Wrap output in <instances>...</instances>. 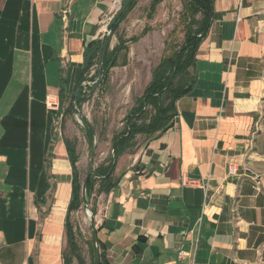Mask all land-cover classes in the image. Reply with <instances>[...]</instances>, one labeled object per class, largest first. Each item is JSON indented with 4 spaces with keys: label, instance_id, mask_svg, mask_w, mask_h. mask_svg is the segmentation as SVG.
Here are the masks:
<instances>
[{
    "label": "crops",
    "instance_id": "1",
    "mask_svg": "<svg viewBox=\"0 0 264 264\" xmlns=\"http://www.w3.org/2000/svg\"><path fill=\"white\" fill-rule=\"evenodd\" d=\"M120 1L0 0V264H65L67 108ZM193 74L172 126L92 194L108 264H264V0H215Z\"/></svg>",
    "mask_w": 264,
    "mask_h": 264
},
{
    "label": "trees",
    "instance_id": "2",
    "mask_svg": "<svg viewBox=\"0 0 264 264\" xmlns=\"http://www.w3.org/2000/svg\"><path fill=\"white\" fill-rule=\"evenodd\" d=\"M127 0L123 1V4ZM166 0H151L148 8V19H152L157 12L158 6ZM139 0H133L126 11L118 18L117 22L111 29V36L116 35L118 43L111 50L110 45L107 49L103 63L99 68L98 62L102 47L105 40H96L91 42L86 49V63L84 68L83 82H85L87 74H89L95 66L97 70L95 76L100 78L102 82H107L110 70L119 65V54L129 50L128 42H138L150 30V26H146L143 31L125 39L119 34V27L127 15L137 6ZM215 0H182L181 20L184 26V39L181 43L175 44L166 41V54L155 68L152 82L147 87L142 97L137 100V104L126 118L124 130L113 138L112 157L109 163H101L94 169L96 177H93L88 186V199L92 200V194L96 191L98 194L109 192L116 182L113 178L117 160L126 153L134 151L137 145L138 135L152 136L157 132H163L169 129L176 116V102L182 96L188 94L194 87L196 78L193 69L196 62L198 49L202 41L208 35L212 25L214 15ZM109 37V36H108ZM127 64L125 59L123 65ZM94 89V86L92 87ZM168 93L171 100L168 104L161 102L164 94ZM83 97H74L68 106V113L78 114L82 105L91 98L86 91H83ZM76 99V100H75ZM151 107V110L148 107ZM87 133L91 144L95 141V129L86 121ZM70 159L74 170V189L73 197L69 207L67 228H68V250L66 252L65 264H71L73 258H76L79 264H87L82 254L81 246L78 243L77 234L71 222V214L78 211L84 206L81 197L83 181L80 177L78 169L79 155L77 153V142L74 139H65ZM94 215L97 214L95 206L91 207ZM100 264H108L105 261L102 246L100 244ZM89 247L94 261L93 238L89 240ZM92 261V264H93Z\"/></svg>",
    "mask_w": 264,
    "mask_h": 264
},
{
    "label": "rangeland",
    "instance_id": "3",
    "mask_svg": "<svg viewBox=\"0 0 264 264\" xmlns=\"http://www.w3.org/2000/svg\"><path fill=\"white\" fill-rule=\"evenodd\" d=\"M151 0H139L137 6L127 15L119 27V34L125 39L140 34L146 26L151 30L138 42H128L129 50L119 54V65L110 70L107 82H102L95 72L97 66L87 74L83 91L91 96L85 102L78 114H68L67 134L76 140L82 156V181H84L91 163L93 151V167L101 163H109L112 157L113 138L124 130L126 118L132 109L138 105L137 100L143 96L152 82L153 73L164 54L166 41L181 43L184 39V26L181 20L182 0H166L162 2L152 19H148V8ZM123 2H121L122 6ZM108 34L101 40H106ZM118 43L116 35L111 37L110 49ZM127 64L123 65L124 60ZM95 87L94 89L92 87ZM171 96L166 93L161 102L168 104ZM151 110V107H148ZM86 121L95 129V141L90 143ZM149 138L147 135L137 136V145L133 156L138 153ZM126 155L121 156L116 163L115 170ZM122 167V166H121ZM122 169V168H121ZM72 224L77 234L78 243L86 262L92 264L89 240L92 237L91 219L85 206L74 211Z\"/></svg>",
    "mask_w": 264,
    "mask_h": 264
},
{
    "label": "water",
    "instance_id": "4",
    "mask_svg": "<svg viewBox=\"0 0 264 264\" xmlns=\"http://www.w3.org/2000/svg\"><path fill=\"white\" fill-rule=\"evenodd\" d=\"M133 0H127L124 4H122V6L120 7V9L117 11V13L114 15V17L112 18L110 24H109V32L111 33V29L114 26V24L117 22L118 18L126 11V9L128 8V6L130 5V3ZM110 41H111V37H107L105 40V43L102 47L101 53H100V57H99V62H98V66L99 68L101 67L104 57L106 55L107 49L110 45ZM95 88V87H94ZM82 92V87H79L77 92H76V98L77 97H83V95H81ZM76 100V99H75ZM114 150V147H112V151ZM95 154V150L93 151L92 154V158H91V163L90 166L88 168V172L87 175L83 181L82 184V190H81V197L83 200V204L86 207L90 219H91V229H92V238H93V247H94V261L93 264H100V245H99V237H98V230H97V224H96V220H95V215L91 209V205H90V201L88 199V186L89 183L91 181V179L93 177H96L97 175L94 172V167H93V156Z\"/></svg>",
    "mask_w": 264,
    "mask_h": 264
},
{
    "label": "built area",
    "instance_id": "5",
    "mask_svg": "<svg viewBox=\"0 0 264 264\" xmlns=\"http://www.w3.org/2000/svg\"><path fill=\"white\" fill-rule=\"evenodd\" d=\"M120 2H122V0H121ZM66 12H68V11H66ZM85 85H86V82L83 83V88L85 87ZM84 91H85V89H84ZM50 105H51L52 107H56V106H58L57 103H54V102H52V101L50 102ZM236 173H237V168H236L234 165H231V166L229 167V169H228V174H229V175H235ZM258 183H259V182L256 183V187H258Z\"/></svg>",
    "mask_w": 264,
    "mask_h": 264
}]
</instances>
